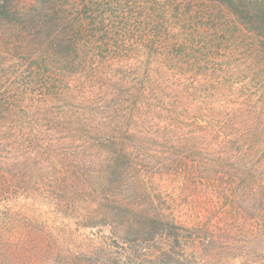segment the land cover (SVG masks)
I'll return each mask as SVG.
<instances>
[{"label": "trees", "instance_id": "obj_1", "mask_svg": "<svg viewBox=\"0 0 264 264\" xmlns=\"http://www.w3.org/2000/svg\"><path fill=\"white\" fill-rule=\"evenodd\" d=\"M102 1L109 9L101 10L100 0L82 1L75 11L58 0H35L21 9L13 0H0V24L7 31L3 46L13 56L21 55L23 68L15 95L0 93V192L6 195L20 182L17 171L35 165L33 158L41 167L46 151L57 154L46 145L54 132L76 125V137L107 134L106 147L116 157L111 166L121 162L126 173L139 163L169 173L178 165L185 174L197 175L201 183L196 186L211 185L220 201L229 183L237 193L252 180L243 176L257 170L255 158L264 154V86L234 91L224 77L235 64L254 73L264 69V0H152L148 7L128 0L132 6L125 13L120 4L114 8L111 0ZM220 7L237 25L225 24ZM108 18L119 31L130 28L136 37L130 48L118 42H82L85 21L96 25L100 19L102 26L89 32L106 36L103 21ZM240 31L253 35L252 40L233 43ZM166 73L171 79L163 80ZM74 80H82L81 95L71 87ZM221 81L229 84L224 87ZM260 81L264 85V76ZM170 87L181 90L169 96ZM75 94L82 106L70 113L78 101ZM137 116L142 120L136 121ZM184 128L188 132L178 134ZM149 143L163 149L161 156L147 153ZM108 173L118 182L102 195L121 196L119 182L124 184L126 174L118 169ZM224 179H229L224 186L216 185ZM130 189L133 202L127 201L132 198L127 190L125 199L100 204L105 207L96 218V224L109 229L117 249L112 264H204L187 249L210 244L213 231L203 217L211 214L209 205H187L196 216L192 228L176 220V204L173 210L167 202H140L139 191ZM3 220L9 225V219Z\"/></svg>", "mask_w": 264, "mask_h": 264}, {"label": "rangeland", "instance_id": "obj_2", "mask_svg": "<svg viewBox=\"0 0 264 264\" xmlns=\"http://www.w3.org/2000/svg\"><path fill=\"white\" fill-rule=\"evenodd\" d=\"M13 1L17 8L21 9L35 0ZM58 1L61 7L67 4L68 10L75 11L77 8L80 10L79 3L89 0ZM131 1H135L134 5L139 7H148L152 2V0ZM175 1L179 2V0ZM100 2L98 4L101 10L109 9L104 7V1L100 0ZM111 2L113 3L110 5L114 8L120 4L119 8L124 10V13L132 6L128 0L122 3L119 0H111ZM158 2L163 4L165 0ZM220 9L224 13L227 26L237 25V20L226 8L220 7ZM109 20L108 18L103 21L106 36L92 35L89 32L102 26L100 19L96 25H88L90 22L85 21L84 26H87V30L81 36L82 42L104 41L112 45L113 42H118L130 48L133 38L136 39L130 35V28L125 27L124 30L119 31L118 27ZM175 23L179 24V21H170L169 25L174 26ZM2 25L0 24V93L11 92L15 95L23 82V68L20 63L22 57L13 56L8 46H3V34L7 31ZM241 31L233 35L231 40L233 43L247 42L250 38L252 40L253 35ZM254 39L257 40L253 37ZM241 65L243 66L238 68V64H235L234 69L229 70L230 76L224 79L231 84L221 81L224 87L229 84V87L235 91L243 87L256 90L264 86L260 81V77L264 76V69H256L254 73L247 69L246 65ZM154 69L157 70V67L154 66ZM152 77L155 78L156 75ZM162 77L163 80L171 79L167 73ZM71 87L79 88L81 95L82 80L79 82L74 80ZM180 90L179 88L176 92L172 87L166 88L169 96H173L175 92L177 94ZM75 96L78 101H75L74 111L70 113H75L77 108L82 106L80 96L76 94ZM161 96L163 98L164 94ZM165 102H170V99H166ZM34 111L37 112L38 108ZM56 111L53 109V112ZM60 120L63 122V119ZM135 120L142 119L137 116ZM76 127L73 125L68 131L54 132L50 136L52 141H47L46 145H53L57 149V154L48 155L46 151L47 158L43 160L41 167H38L37 160L33 158L35 165L30 166L31 170L28 166L23 172L17 171L18 174L20 173V182L14 185L8 194L0 192V264H112L117 249L113 246L109 229L96 224L99 220L96 218L101 212L100 209L108 206L114 198L125 199L128 196L125 195L127 190H130L132 197L127 201L133 202L135 195L130 186L133 190L139 191L137 200L140 202H153L156 206L167 202L170 204L169 208L173 210L176 204V220L192 228L194 227L192 220L196 216L189 214L192 209L187 205L193 202L209 205L211 214H205L203 217L209 220L205 222L213 231L211 242L191 244L187 249L202 263L264 264V154L255 158L258 162L257 170L253 174L243 176L252 180L245 182L237 193L234 187L229 188L234 186L229 183L226 195L220 201L211 185L196 186V182H200L197 175L185 174L183 167L178 165L170 173L166 169L161 170L141 163L137 168L130 166L127 173L123 170L126 165L121 162L118 167L111 166V160L116 157L112 154L111 147H106L105 140L108 135L98 133L94 137L89 135L87 138L76 137L74 134ZM186 132L188 128H184L183 132L178 134ZM153 143H149L152 145H148L147 153L161 156L163 149L155 147ZM185 144L189 146V143L185 142ZM10 158L12 159V156ZM122 160L127 161L125 158ZM116 169L118 173L123 171L127 176L124 184L122 181L119 182L122 185L121 196H111L112 198L103 196L105 192H110L111 182L113 184L118 182L114 180L115 176H110L108 173L115 172ZM25 175H28L29 180L26 181L29 183L26 185H24L26 177L23 178ZM228 180H218L216 185L224 186L221 183L225 184ZM140 193L144 195L143 198ZM100 204L105 206L101 207ZM223 204L228 206L223 208ZM221 208L224 211L220 213ZM4 218L9 219V225L3 220ZM5 224H7L6 228Z\"/></svg>", "mask_w": 264, "mask_h": 264}]
</instances>
